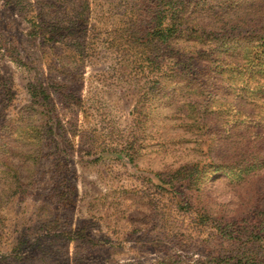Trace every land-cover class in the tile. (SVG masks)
Segmentation results:
<instances>
[{"label":"rangeland","instance_id":"1","mask_svg":"<svg viewBox=\"0 0 264 264\" xmlns=\"http://www.w3.org/2000/svg\"><path fill=\"white\" fill-rule=\"evenodd\" d=\"M158 262L264 264V0H0V264Z\"/></svg>","mask_w":264,"mask_h":264},{"label":"trees","instance_id":"2","mask_svg":"<svg viewBox=\"0 0 264 264\" xmlns=\"http://www.w3.org/2000/svg\"><path fill=\"white\" fill-rule=\"evenodd\" d=\"M79 16H80V15H76V16L74 17V19L77 20L78 22H81ZM58 26H59V25H58ZM58 26L55 27V30H56V29L59 30L61 26H62L66 31H69L70 29H73V28H75V29L77 28V27H75L76 24H74V21L67 20L66 18H64V19L62 20V22H61V26H60V27H58ZM63 28H61V29H63ZM168 31H169V29L158 30V37H159V38H164L165 36H169V35H167V33H169ZM128 155H129V154H128ZM130 159H131V156H130ZM157 264H165V263H164V262H158ZM225 264H228V263H225Z\"/></svg>","mask_w":264,"mask_h":264}]
</instances>
